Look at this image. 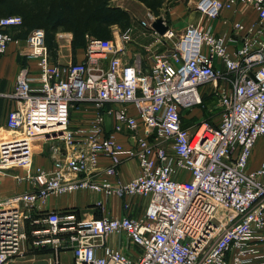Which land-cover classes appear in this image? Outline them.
<instances>
[{"label": "built area", "instance_id": "2783aa9c", "mask_svg": "<svg viewBox=\"0 0 264 264\" xmlns=\"http://www.w3.org/2000/svg\"><path fill=\"white\" fill-rule=\"evenodd\" d=\"M239 3L250 5L257 20L232 23L238 47L230 51L223 35L201 24H187L178 34L169 28L158 35L176 39L152 54L147 72L118 54L108 57L122 48L109 38L90 37L80 61L54 62L44 28L30 29L26 55L38 73L19 68L13 91L4 93L15 99L4 126L11 135L0 136V170L26 167L16 177L28 189L0 197V264L21 254L28 237L34 248L53 254L50 264H62V251L73 254L68 264H264V161L249 167L264 136V0H197L196 8L215 18ZM149 18L141 23L150 26L155 17ZM21 24L20 14L0 16V54L20 41L8 28ZM120 35L128 41L129 29ZM217 79L230 84L215 88L219 123L204 120L193 132L183 127V108L201 103L200 86ZM74 103L93 112L85 127L69 125ZM106 115L113 118L110 130ZM124 132L133 146L118 141ZM38 139L52 141L49 169L32 166ZM124 156L139 166L125 182L118 176ZM101 174L114 183L97 180ZM78 190L115 195L125 213L84 220L74 209L38 208L51 194ZM134 197L145 200L135 216ZM112 234H123L140 251L113 248L107 243Z\"/></svg>", "mask_w": 264, "mask_h": 264}, {"label": "crops", "instance_id": "0c3cea01", "mask_svg": "<svg viewBox=\"0 0 264 264\" xmlns=\"http://www.w3.org/2000/svg\"><path fill=\"white\" fill-rule=\"evenodd\" d=\"M114 0H111V2ZM197 0H173L172 4L169 5L165 12H159L161 14H154L148 6H146L142 1L139 0V3L144 8V17L138 18L133 12H130L128 7L119 5L127 10L128 12V21L119 23L114 22L111 25L116 27L118 31V40H115V46L122 47L118 51H110L107 53L108 57L114 54H118L123 62L126 63H135L139 64V67L142 71L147 72L150 70L152 64V54L156 51L163 50L171 46L172 39H164L158 35V32H155L150 26L143 25L141 20L150 21L149 14H152L154 17L157 15H163L166 19V22L169 24L170 28L178 34L183 28L190 23L201 24L204 28L209 29L212 33L216 35H223L226 39L228 49L232 51L234 48L238 47L241 43L239 39V34L232 30V23L235 20H241L245 24L251 23L252 21L257 20L256 11L248 4L239 3L236 8H223L218 17L215 18H206L203 16L200 11L196 8ZM113 3V2H112ZM161 9V7H160ZM23 26V27H22ZM26 31L25 33L19 32L21 29ZM31 28V27H30ZM29 27L26 25L13 26L9 27L8 30L15 36L13 30L19 32V35H25L29 30ZM13 29V30H12ZM129 29L130 39L124 41L120 35L123 31ZM68 41L65 40L64 43H60L58 49V63H66L69 61H80L84 58V55L81 59L77 56L75 60H71L70 57V38ZM65 46L67 53H62V48ZM26 47H24L21 42L10 41L6 47V50L0 54V95L4 96V93H9L14 89L15 76L19 68L27 65L29 66L31 74H37V65L36 61L33 58L27 57ZM62 56V57H60ZM52 59V57H51ZM107 61V59H105ZM215 63L221 67V61L218 57L214 58ZM35 83V82H34ZM224 85L222 82H219V86ZM214 88V96L216 99V93ZM230 85H228V89ZM201 95L203 94V89L200 86ZM6 96V95H5ZM8 100V106L6 112L4 113V123H6V116L8 111L12 106L15 105V99L9 96H6ZM203 99V97H202ZM79 105L80 111H85L82 103H77ZM202 106H205V101L202 100ZM111 105L118 107L122 103H112ZM108 106V103L104 107ZM132 110V106H129ZM185 108H183V111ZM182 111V113H183ZM93 115V112H92ZM209 123L216 125L220 120V112L218 122L213 118H206ZM217 122V123H214ZM113 123L112 116L106 115L105 117V129L110 130ZM182 126L188 128L186 121L183 118L182 114ZM77 128V127H76ZM145 130L140 126L138 134L143 135ZM118 141L123 144L124 147H130L134 145V138L129 133H121L117 135ZM52 142V141H46ZM44 142L41 144L33 143V150L35 151L34 156L32 157V166H41L45 169H49L52 166V160L49 156L48 148L44 149ZM33 153V151H32ZM264 161V136H261L255 143L249 162L250 169L257 168L261 162ZM109 160L107 158H100V165L107 166ZM14 175L0 176V197L10 194H18L25 192L28 189V185L22 181L15 180V176L23 175V172L14 170ZM118 176L125 182L133 178L139 173V166L134 158L122 157V161L118 167ZM97 180H102L104 177L110 182L114 183L113 176H105L101 174L97 176ZM97 202H101L102 206H98ZM122 200L115 195L104 196L101 192L90 191V190H78L68 194L54 195L51 194L47 199L38 203V208L41 210H57L65 211L74 209L78 216L84 220L89 219H98L102 215H110L114 217H119L125 212L121 205ZM133 203H137L136 209L132 212V215H139L143 211V203L145 200L138 198H132ZM142 204V206H141ZM107 243L113 248L124 251L129 255H133L135 251L138 250V246L131 244L123 234H112L108 236Z\"/></svg>", "mask_w": 264, "mask_h": 264}, {"label": "rangeland", "instance_id": "374dc122", "mask_svg": "<svg viewBox=\"0 0 264 264\" xmlns=\"http://www.w3.org/2000/svg\"><path fill=\"white\" fill-rule=\"evenodd\" d=\"M114 4H119L125 7H128L130 12H133L135 15L138 16V18L144 17V8L143 6L139 3V0H114L112 1ZM173 2L172 0H164V2L161 5V9L159 8L158 10L154 12H165L166 9L169 5H171ZM161 14V13H159ZM23 27V26H22ZM21 29V28H20ZM13 30V29H12ZM46 40L48 43V47L50 50V55L52 57V60L54 62H57L58 60V49L60 43H64L65 40L68 37L70 38V59L75 60L77 56L79 59H81L84 55L85 48L87 46L88 39L90 37H96V38H109L111 39L114 43L115 40L119 44L118 40V31H116V27L114 25H109L106 27V29H100L95 33L96 35H89L85 34V42L82 45L78 46H72L71 45V37L72 33L70 31L63 30L61 28H58L56 31H50L46 30ZM14 34L20 38L19 43L24 45L26 47V52L28 50L26 42H25V35H19V32L25 33L26 31L24 30H19L16 31L13 30ZM173 40L176 39V36L172 38ZM60 42V43H59ZM62 48V53H67V50L65 46L61 47ZM25 52V53H26ZM62 57V56H60ZM219 82H222L225 88H228V85H230L227 81L223 79H217L216 81L208 82L205 84L201 85V88L203 89V101H205V106H202V104H195L191 107L185 108L183 111V118L186 121V124L188 125V129L193 132V130L206 118H213L214 120L218 122L219 119V112H220V106L217 103V100L215 99L214 94V88L215 86H218ZM6 96L0 95V136L6 135L10 136L11 133H8V131L4 128L3 123H4V113L6 112V108L8 106ZM79 105L77 103H74L73 106L71 107L70 110V119H69V125L71 128H76V127H85L86 125L89 124L91 118H92V110L91 108H88V110L85 111H80L79 110ZM214 122V123H217ZM5 135V136H6ZM44 142L43 146L44 149L46 150L47 148L50 147L52 142H46L44 140H35L32 142V147L31 150L33 151L32 157L34 156L35 151L33 150V143H38L41 144ZM26 169L24 166L16 167V171L23 172V170ZM14 171H8V170H0V176H6V175H14ZM16 177V176H15ZM15 180L18 181L17 178ZM137 199V197H134ZM138 248V247H137ZM137 251H140L139 248ZM53 257V254L47 250V249H39V248H34L31 244V240L28 237L26 239L25 247L22 251L21 254L17 255L9 264H50L51 258ZM73 257V254L71 251H62L60 252V258H61V263L62 264H68L71 262Z\"/></svg>", "mask_w": 264, "mask_h": 264}, {"label": "trees", "instance_id": "16d2710c", "mask_svg": "<svg viewBox=\"0 0 264 264\" xmlns=\"http://www.w3.org/2000/svg\"><path fill=\"white\" fill-rule=\"evenodd\" d=\"M140 1L152 12L158 10L164 2ZM12 13L20 14L21 25L31 27L30 29L39 26L50 31H56L58 28L70 31L72 46L82 45L85 42V34L96 35L98 30L106 29L114 22L128 21L127 10L111 0H0V16Z\"/></svg>", "mask_w": 264, "mask_h": 264}, {"label": "water", "instance_id": "95a60500", "mask_svg": "<svg viewBox=\"0 0 264 264\" xmlns=\"http://www.w3.org/2000/svg\"><path fill=\"white\" fill-rule=\"evenodd\" d=\"M150 27L153 28L159 34H162L170 28L163 15H157L154 19H152L150 22Z\"/></svg>", "mask_w": 264, "mask_h": 264}, {"label": "bare ground", "instance_id": "6f19581e", "mask_svg": "<svg viewBox=\"0 0 264 264\" xmlns=\"http://www.w3.org/2000/svg\"><path fill=\"white\" fill-rule=\"evenodd\" d=\"M0 132H2V130L0 131ZM8 133H10V132H8ZM6 133L4 134V136H2L1 138H7L8 137V135H6ZM38 140H40V139H38ZM34 142V141H33Z\"/></svg>", "mask_w": 264, "mask_h": 264}]
</instances>
